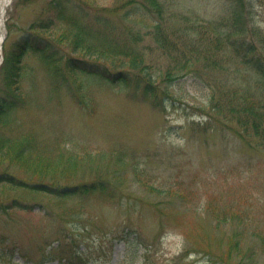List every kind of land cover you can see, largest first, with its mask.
Returning <instances> with one entry per match:
<instances>
[{"label":"rangeland","instance_id":"obj_1","mask_svg":"<svg viewBox=\"0 0 264 264\" xmlns=\"http://www.w3.org/2000/svg\"><path fill=\"white\" fill-rule=\"evenodd\" d=\"M84 1L85 21L100 29L104 18L124 50L74 53L65 22L34 31L57 0H13L7 10L0 98L26 41L56 44L42 46L49 67L36 50L22 57L12 90L26 110L0 121V144L25 124L53 161L24 173L0 155V172L29 185L0 188V264H123L129 242L139 247L133 264H209L205 253L217 264H264V144L227 107L214 111L212 95L219 87L264 106V0ZM94 182L81 196L62 191ZM36 183L49 190L29 189ZM15 199L29 208L7 209Z\"/></svg>","mask_w":264,"mask_h":264},{"label":"trees","instance_id":"obj_2","mask_svg":"<svg viewBox=\"0 0 264 264\" xmlns=\"http://www.w3.org/2000/svg\"><path fill=\"white\" fill-rule=\"evenodd\" d=\"M74 0H57L55 5H57V12L53 14L50 18L43 19L40 23H36V27L33 25L31 26L34 31H52L57 27L56 25L58 23H63L69 27L68 34L63 35V39L67 40L71 43L73 48V52H77L79 50L84 51L85 49H88V52H94V54H100L106 56L108 51H117V50H124V46L120 44V34H115V28L108 24L104 18H95L94 23L101 24L100 29H94L92 25L88 24L85 19H87L88 15L85 13V1H79L74 2L73 6L75 10H71V6L68 8L65 4H69ZM157 6H160L159 3ZM161 7V6H160ZM158 19H156V30L155 33L159 34V30L162 27V24L160 22V16H156ZM34 34V32H31ZM30 33V34H31ZM28 37V36H27ZM41 43H38L39 46L36 48L31 47L29 44V41L27 42V46L24 48H21V51L19 53L14 54V65L12 64V60L9 61L8 64V71L9 75L7 76V91L6 94L2 95L0 98V121L6 122L7 117L9 114L13 115L15 113L16 115H19L22 112H25V107H23V103L18 102L20 99L19 96H17L16 92L12 90V87L15 88L17 92L20 91V79L23 74L22 70V63L23 59L22 57L24 54L28 53L29 51L36 50L38 54H41L40 56L43 57L41 59H45L46 66L49 67L48 62L50 61L47 57H44V48L52 47L55 43L54 41H51L47 38H40L39 39ZM47 40V41H45ZM56 44V43H55ZM28 46L31 47V49H28ZM44 46V48L42 47ZM42 47V48H41ZM22 59V60H21ZM11 69V70H10ZM173 79V78H172ZM171 79V81H172ZM12 90V91H11ZM155 94V92L152 94V96ZM213 99H214V111H217L218 114H222V108L227 107V118L232 117L233 119H236L237 125H239L240 128H242L243 131H251L254 135L261 138L262 143L264 144V106L260 104H248V105H240L236 103L232 98L226 97L227 94H222L221 88L217 87L212 92ZM227 99H226V98ZM152 98V97H151ZM155 99V98H153ZM226 100V101H225ZM225 101V103H223ZM9 113V114H8ZM16 118V117H15ZM226 118V117H225ZM10 124H17L20 125L19 122L16 120L10 121ZM25 126L21 125L19 127V132L16 134L17 137L14 139L12 143H4L0 144V155L4 157V159H10L12 161V165L14 169L20 170L21 172L26 173L29 171V168L31 165H34L38 169V173L42 171V169L45 168V166L48 164V162L53 161L51 158H46L43 156V153H47L48 146L43 141L38 139L37 134L31 130H26V128L22 127ZM17 129V128H14ZM13 128H10V130H14ZM0 134H3V131H0ZM58 146V144H57ZM62 161V160H59ZM64 163V162H63ZM17 172V171H16ZM21 183V184H19ZM101 183V182H99ZM98 182L91 183L89 185L83 184L81 187H66L63 188V192H67L72 189H75L72 193L74 196H81L83 194H87L86 191L93 190L94 186L99 185ZM25 182H23L17 175V173L10 172L8 170L0 172V188H8V192L18 188H25L27 186ZM4 186V187H2ZM33 187L37 188H29L34 189L35 192H40L42 188L45 190H49L48 188L44 187V184H38L32 185ZM26 189V188H25ZM102 187L98 189V191L102 192ZM112 199V198H111ZM13 203L7 207V209L15 208V206L24 207V209H28L30 205L25 204L21 200L15 199L12 201ZM6 209V210H7ZM2 211V210H0ZM216 230H220L222 225L225 224L223 220L219 221L216 220ZM134 239V238H133ZM241 243L242 241H238L235 249L236 252H239L241 250ZM129 247L134 248V250L131 252L130 256L126 258V260L123 262V264H128V262H131L132 264L136 262L137 256H138V242H129ZM26 253L23 256V259L25 262H29L30 259L27 257ZM205 259L206 263L209 264H217L218 261L215 262L214 256L208 255L205 253ZM128 256V255H127ZM147 258V255H145ZM204 257V256H203ZM147 261V259H146ZM35 264V263H34Z\"/></svg>","mask_w":264,"mask_h":264},{"label":"bare ground","instance_id":"obj_3","mask_svg":"<svg viewBox=\"0 0 264 264\" xmlns=\"http://www.w3.org/2000/svg\"><path fill=\"white\" fill-rule=\"evenodd\" d=\"M13 0H0V67H1V57H2V45H3V38L6 36V15L9 5Z\"/></svg>","mask_w":264,"mask_h":264}]
</instances>
